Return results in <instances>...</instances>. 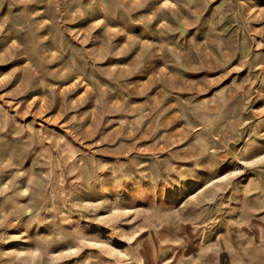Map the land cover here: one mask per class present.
Masks as SVG:
<instances>
[{"label":"rangeland","instance_id":"374dc122","mask_svg":"<svg viewBox=\"0 0 264 264\" xmlns=\"http://www.w3.org/2000/svg\"><path fill=\"white\" fill-rule=\"evenodd\" d=\"M0 264H264V0H0Z\"/></svg>","mask_w":264,"mask_h":264}]
</instances>
